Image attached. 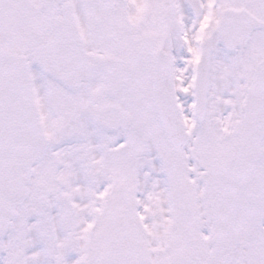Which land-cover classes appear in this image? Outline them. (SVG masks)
<instances>
[{"label": "rangeland", "instance_id": "rangeland-1", "mask_svg": "<svg viewBox=\"0 0 264 264\" xmlns=\"http://www.w3.org/2000/svg\"><path fill=\"white\" fill-rule=\"evenodd\" d=\"M19 1L22 5H19ZM22 1L0 0V30L3 31L1 33L5 38V44L10 50L27 53L30 56L34 51V49H29V43L34 42L31 36H35L39 32L41 35L48 34L47 29L49 27L47 23L44 20L40 21L38 17L45 19L49 16L48 18L53 23L61 9L57 5V8H59L55 12L56 5L54 7L51 2L49 4V0H26L30 6L23 5ZM118 1L69 0L76 7L83 27L82 31L86 35L89 34L86 20L88 17L85 15L87 11H94L97 19L105 15L111 23L113 15H116V17L121 18L124 33L131 26H135V35L132 36H134L135 41L141 39V43L139 46L132 44L130 47L132 52L138 51V53L134 55L128 49L125 55L137 66V82L139 81L141 86H145L149 90L152 88V73L157 48L164 46L168 50L174 64L182 120L192 134L193 140L186 150L175 151L170 147L157 122L151 100H148V104H143L141 101L140 104L136 105L139 108L138 118L143 122L142 140L147 138L155 140L159 148L158 153L164 154L168 159L173 160L171 168L174 174L178 172L182 165L183 172H186L197 184L180 179L182 191L179 193L181 187L178 186L177 180L180 176L174 178L176 193L172 197L174 204L171 211L165 205H159L158 210L151 211L154 205L151 201L152 192L150 189L146 190L143 196V200L147 199L146 214L158 213L157 222L149 223L151 226H147V230L149 236H154L157 240V246L153 249L159 251L160 264H176L184 258L185 264H206L210 255L209 222L212 219L213 207L227 181L228 173L231 170L244 132L243 107L247 92L252 85L257 66L264 60V31L254 33L246 49L235 55H230L225 51L220 44L217 32L222 25L224 14L230 10H245L259 20L264 21V0H214L208 3V6L204 5L205 16L200 21L194 18L188 4L189 0ZM31 2L34 4L33 7ZM162 20H165L166 24L162 23ZM153 21L156 29H152V31L150 28L153 26ZM4 22L7 24L10 35L12 34L15 42L18 41L20 47L8 39V34L3 30L5 28ZM145 22L148 24V29L143 32L141 27ZM48 38L50 39V37ZM208 38L215 40L216 52L213 62L210 106L206 121L200 124L194 117V79L200 58L201 45ZM95 48L96 43L91 40V51ZM136 106L135 108H137ZM133 109L131 110L134 111ZM179 159L182 160V164H180V161L176 162ZM39 171H41L42 178V169L40 168ZM168 175L170 174L168 173ZM160 177L158 179L159 187ZM88 185L78 190L77 208L80 217H85L87 214L85 210L87 197H91ZM183 192L188 196L183 197ZM241 193L244 204L240 216L248 213V216L251 215L252 219L251 223L246 221L244 217L242 220L240 219L239 228L242 235V247L236 264H264V160L253 171L249 181L241 187ZM201 195L204 199L200 202L201 206L197 207L194 218L195 220L201 218L202 221L201 226L194 231L191 225L189 226L192 223L191 220L186 219L188 214L183 213L185 219L180 220L178 213L182 210L180 204L184 202L186 205L188 201L197 203L201 199ZM249 195L254 199L255 206L248 205L249 200H251L248 197ZM32 202L35 201L32 199L30 207L35 206ZM55 202H62L61 193H59ZM133 209L134 204L130 203L127 210L129 212L128 217H131L132 221L130 224L131 230L128 231L131 236L136 234V230L140 226L133 216ZM170 216L177 219L171 221ZM68 218L70 219V216ZM23 223L24 221L16 225L11 232V238L16 240L15 246L28 242V251H37V247L31 245H37L36 238L28 237L33 229H23ZM111 224L112 222L108 221L106 231L102 230L100 232V238L104 237L109 240L110 246L107 244L105 247L103 243L99 242L101 239L98 242L96 241L101 251L102 249L104 251L108 250L110 253L112 251V241L109 239L112 229ZM173 226L176 227V231L171 239ZM189 238L191 241H189ZM187 241L190 247V257H192L190 261L188 259L189 253L184 252L185 255L183 256L182 253L176 251L179 247L184 249L181 243ZM10 245H13V242ZM101 246H104V248ZM192 247L195 254L191 253ZM99 249H94L95 257H98ZM39 250L45 252V246L39 247ZM39 254L43 256L44 253ZM163 254L165 255L163 256ZM31 256L33 257L34 253H31Z\"/></svg>", "mask_w": 264, "mask_h": 264}, {"label": "water", "instance_id": "water-1", "mask_svg": "<svg viewBox=\"0 0 264 264\" xmlns=\"http://www.w3.org/2000/svg\"><path fill=\"white\" fill-rule=\"evenodd\" d=\"M200 16L199 0H192ZM233 22L226 24L220 35L228 50L234 51L251 32L264 25L247 13H230ZM212 41L204 45L203 56L196 77V115L203 121L210 89ZM44 73L65 87L75 89L91 80L84 43L70 6L64 7V19L56 23V41L37 52ZM155 104L167 139L177 148L189 144L190 137L179 120L173 75L166 56L161 52L155 75ZM246 133L238 162L216 211L214 220V253L211 264H230L239 247L236 232L239 197L237 187L248 177L252 167L262 158L264 140V63L256 71L253 88L245 106ZM44 132L34 101L29 65L25 58L5 53L0 48V240L16 219L15 209L29 197L27 187L34 175V156L47 150ZM26 172L27 176H23ZM37 198L46 204L41 191Z\"/></svg>", "mask_w": 264, "mask_h": 264}, {"label": "flooded vegetation", "instance_id": "flooded-vegetation-1", "mask_svg": "<svg viewBox=\"0 0 264 264\" xmlns=\"http://www.w3.org/2000/svg\"><path fill=\"white\" fill-rule=\"evenodd\" d=\"M117 34L118 31L112 32L110 36L104 33L102 39L109 41L108 47H103L104 51L89 49L95 78L91 85L85 86L80 92L64 89L46 79L39 71L40 77L34 82L37 103L46 134L52 143L40 165L47 169L48 177H77L80 172H86L97 184L101 179L110 178L111 168L119 177L126 176L127 169L137 176L142 172L141 152L136 149L140 138L135 137L141 136L142 123L136 121L129 132L120 131L111 135L102 130L98 121L101 109L112 106V100L108 97L110 88L107 74L101 63L111 59L127 61L126 45L121 34L119 37ZM89 39L92 40L93 36L90 35ZM134 91L141 94L139 81L135 82ZM113 102V106L125 109L126 92L119 94ZM131 135H135L137 143L130 148L134 151L130 152L127 162L126 148L130 145L127 137ZM114 155L122 157L119 163L110 161ZM9 254V251L1 252L0 264H12L14 257L7 260Z\"/></svg>", "mask_w": 264, "mask_h": 264}, {"label": "bare ground", "instance_id": "bare-ground-1", "mask_svg": "<svg viewBox=\"0 0 264 264\" xmlns=\"http://www.w3.org/2000/svg\"><path fill=\"white\" fill-rule=\"evenodd\" d=\"M202 3L205 5V6H208V3L212 2V0H201Z\"/></svg>", "mask_w": 264, "mask_h": 264}]
</instances>
